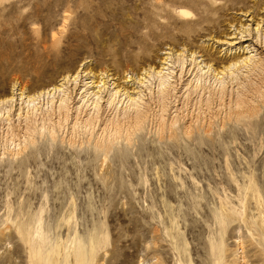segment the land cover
I'll return each instance as SVG.
<instances>
[{"label": "rangeland", "instance_id": "rangeland-1", "mask_svg": "<svg viewBox=\"0 0 264 264\" xmlns=\"http://www.w3.org/2000/svg\"><path fill=\"white\" fill-rule=\"evenodd\" d=\"M0 111L23 264H264V0H0Z\"/></svg>", "mask_w": 264, "mask_h": 264}, {"label": "snow or ice", "instance_id": "snow-or-ice-1", "mask_svg": "<svg viewBox=\"0 0 264 264\" xmlns=\"http://www.w3.org/2000/svg\"><path fill=\"white\" fill-rule=\"evenodd\" d=\"M9 249L12 251L10 252ZM17 257L20 258V264H23L16 239L14 237L0 238V264H16Z\"/></svg>", "mask_w": 264, "mask_h": 264}, {"label": "bare ground", "instance_id": "bare-ground-1", "mask_svg": "<svg viewBox=\"0 0 264 264\" xmlns=\"http://www.w3.org/2000/svg\"><path fill=\"white\" fill-rule=\"evenodd\" d=\"M182 12V14L184 15L185 14V12L184 11H181ZM158 75V74H157ZM158 78H160V77H158ZM163 77H161L160 78V81H159V84H162L163 83V79H162ZM95 97H96V94L94 95ZM114 97H116V94L115 95H110V99H112V101H113V98ZM128 98V97H127ZM38 98H34V97H29L28 98V100H27V105L29 106V105H34L35 104V102H36V100H37ZM109 99V100H110ZM130 99V98H129ZM95 101H97V100H95ZM98 101H100L99 100V98H98ZM130 101H133L132 100V98L130 99ZM63 102V101H62ZM111 102V101H110ZM135 101H133V103H134ZM96 103V102H95ZM97 104V103H96ZM132 104V103H131ZM27 106V107H28ZM36 106H33V109L35 108ZM29 108V107H28ZM1 112V111H0ZM251 187V186H250ZM252 188H254V190H253V192L255 191V192H257L256 190H257V188L255 189V186H253Z\"/></svg>", "mask_w": 264, "mask_h": 264}]
</instances>
